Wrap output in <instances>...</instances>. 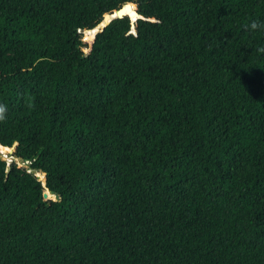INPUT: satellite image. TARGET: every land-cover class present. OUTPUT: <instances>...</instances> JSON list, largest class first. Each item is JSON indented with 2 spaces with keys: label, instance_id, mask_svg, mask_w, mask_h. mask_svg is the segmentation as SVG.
I'll use <instances>...</instances> for the list:
<instances>
[{
  "label": "trees",
  "instance_id": "16d2710c",
  "mask_svg": "<svg viewBox=\"0 0 264 264\" xmlns=\"http://www.w3.org/2000/svg\"><path fill=\"white\" fill-rule=\"evenodd\" d=\"M0 105V264H264V0H0Z\"/></svg>",
  "mask_w": 264,
  "mask_h": 264
},
{
  "label": "water",
  "instance_id": "95a60500",
  "mask_svg": "<svg viewBox=\"0 0 264 264\" xmlns=\"http://www.w3.org/2000/svg\"><path fill=\"white\" fill-rule=\"evenodd\" d=\"M127 5H131V6H133L135 8V11L133 12V15H136V10H137L136 6L134 4H132V3H128ZM123 13H124V10H123ZM124 15H130V14L129 13H124ZM117 18H120V13H114V14L105 15L104 19H103V22L101 24H99L94 30L85 32V34H87L85 42H87L89 38L95 36L96 34L101 33L110 22H112L114 19H117ZM85 53L87 54L88 51H86ZM0 147H2V146L0 145ZM16 147H17V144L14 147H12V148H5V149H11V150L15 151ZM11 163H9V164H11ZM9 164H8V166H9ZM33 173H35V172H33ZM42 175L44 176L43 181L40 178V174H35L36 178L45 185L46 184V175L45 174H42ZM43 197H44L45 200H52V201H55V202H59L60 201V196L58 194H56L54 192H50V191L45 192Z\"/></svg>",
  "mask_w": 264,
  "mask_h": 264
},
{
  "label": "rangeland",
  "instance_id": "374dc122",
  "mask_svg": "<svg viewBox=\"0 0 264 264\" xmlns=\"http://www.w3.org/2000/svg\"><path fill=\"white\" fill-rule=\"evenodd\" d=\"M134 9H135V8H134ZM134 11H135V10H134ZM86 37H87V34H84L83 42H85ZM86 51H87V50H84V52H86ZM14 154H15V151H13V150H11V149H8V150L6 151V153L3 154L1 157H2L5 161H7L8 164L14 161V162L17 163V165H18L20 168L27 169V168H28L27 165L24 164V163H22L21 161L15 159V158H14Z\"/></svg>",
  "mask_w": 264,
  "mask_h": 264
},
{
  "label": "clouds",
  "instance_id": "9594fccd",
  "mask_svg": "<svg viewBox=\"0 0 264 264\" xmlns=\"http://www.w3.org/2000/svg\"><path fill=\"white\" fill-rule=\"evenodd\" d=\"M250 27L251 29H257L258 25L255 21H253L251 24H250ZM5 111V107L3 105H0V119L3 118V113Z\"/></svg>",
  "mask_w": 264,
  "mask_h": 264
},
{
  "label": "bare ground",
  "instance_id": "6f19581e",
  "mask_svg": "<svg viewBox=\"0 0 264 264\" xmlns=\"http://www.w3.org/2000/svg\"><path fill=\"white\" fill-rule=\"evenodd\" d=\"M3 148V147H2ZM1 156V155H0Z\"/></svg>",
  "mask_w": 264,
  "mask_h": 264
}]
</instances>
